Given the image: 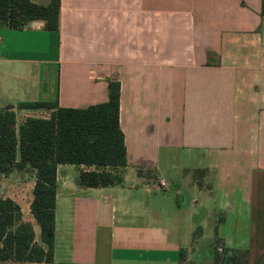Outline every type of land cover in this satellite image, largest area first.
<instances>
[{
    "label": "crops",
    "instance_id": "0c3cea01",
    "mask_svg": "<svg viewBox=\"0 0 264 264\" xmlns=\"http://www.w3.org/2000/svg\"><path fill=\"white\" fill-rule=\"evenodd\" d=\"M43 25L0 24V111L86 109L118 81L128 164L105 188L79 184L84 166L58 165L53 262L0 264H216L217 247L237 264L236 252L251 254L264 175L262 0H61L59 31ZM15 113L19 127L52 111ZM158 179L167 191L152 188ZM35 185L34 170L0 173V199L22 213L11 230L30 224L43 247Z\"/></svg>",
    "mask_w": 264,
    "mask_h": 264
},
{
    "label": "trees",
    "instance_id": "16d2710c",
    "mask_svg": "<svg viewBox=\"0 0 264 264\" xmlns=\"http://www.w3.org/2000/svg\"><path fill=\"white\" fill-rule=\"evenodd\" d=\"M61 0L39 5L32 0H0V24L22 30L42 22L43 29L58 32ZM264 16V0H262ZM118 81H108V101L86 109L60 107L54 102L21 103L0 111V173L34 170L36 185L31 213L40 227L43 247L34 245V231L26 223L12 231L21 219L20 207L0 199V263H52L56 232V173L60 164L84 166L79 184L88 188L118 185L114 170L128 164L125 136L120 126ZM15 109L52 111L50 117H29L17 127ZM93 168V170L91 169ZM254 205V230L264 231V202ZM218 244V242H217ZM215 250L216 264H226L232 251ZM237 264H249L250 250L236 252ZM183 251L180 261L184 262Z\"/></svg>",
    "mask_w": 264,
    "mask_h": 264
},
{
    "label": "rangeland",
    "instance_id": "374dc122",
    "mask_svg": "<svg viewBox=\"0 0 264 264\" xmlns=\"http://www.w3.org/2000/svg\"><path fill=\"white\" fill-rule=\"evenodd\" d=\"M264 195V175H260L256 180L255 185V201L256 206L259 207L263 200ZM199 211V210H198ZM188 232V224L183 225V227L180 229V233ZM182 235V234H181ZM195 238H198L199 232L196 231ZM205 242L209 239L213 238V230H206L204 234ZM253 245L252 250L250 254L249 264H264V233H260L257 230H254V238H253ZM204 242V243H205ZM195 260V259H194ZM196 262L200 264H210L207 259H198L196 258Z\"/></svg>",
    "mask_w": 264,
    "mask_h": 264
},
{
    "label": "built area",
    "instance_id": "2783aa9c",
    "mask_svg": "<svg viewBox=\"0 0 264 264\" xmlns=\"http://www.w3.org/2000/svg\"><path fill=\"white\" fill-rule=\"evenodd\" d=\"M152 188H154L157 191L164 192V191H167L169 189V184L166 181H164L163 179H158V180L153 182ZM220 251H221V249H220Z\"/></svg>",
    "mask_w": 264,
    "mask_h": 264
}]
</instances>
